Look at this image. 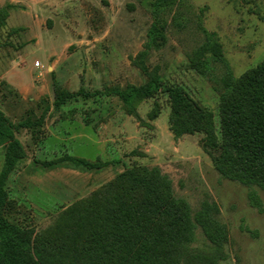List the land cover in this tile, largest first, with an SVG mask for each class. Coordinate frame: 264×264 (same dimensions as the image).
Returning <instances> with one entry per match:
<instances>
[{
	"label": "rangeland",
	"instance_id": "rangeland-1",
	"mask_svg": "<svg viewBox=\"0 0 264 264\" xmlns=\"http://www.w3.org/2000/svg\"><path fill=\"white\" fill-rule=\"evenodd\" d=\"M263 59L264 0H0V108L12 123L2 130L26 151L6 181L5 216L77 264L88 213L117 175L158 169L195 224L177 264H264V183L221 172L204 132L175 134L166 93L130 106L114 93L157 75L180 84L211 110L220 143L222 93ZM8 141L0 133V172ZM69 155L120 160L87 167Z\"/></svg>",
	"mask_w": 264,
	"mask_h": 264
},
{
	"label": "trees",
	"instance_id": "trees-1",
	"mask_svg": "<svg viewBox=\"0 0 264 264\" xmlns=\"http://www.w3.org/2000/svg\"><path fill=\"white\" fill-rule=\"evenodd\" d=\"M160 1L165 0H158ZM159 92L171 101L170 126L175 134L204 132L206 143L218 147L217 166L226 176L264 183V59L230 80L219 105L222 141L219 143L213 114L180 84H165L157 75L147 83L114 89L125 105ZM96 94L80 90L77 95ZM72 93H60L56 102ZM10 119L0 108V133L9 138L0 172V264H75L64 249L35 244L29 231L11 222L4 213L8 203L6 181L19 159L26 155L14 131L2 130ZM22 125H29L22 122ZM75 164L103 167L113 159L91 162L67 156ZM116 191L102 205L90 209L93 231L84 241L86 259L77 264H177L173 250L195 234L190 209L173 193L171 182L158 169L128 167L116 177Z\"/></svg>",
	"mask_w": 264,
	"mask_h": 264
},
{
	"label": "built area",
	"instance_id": "built-area-1",
	"mask_svg": "<svg viewBox=\"0 0 264 264\" xmlns=\"http://www.w3.org/2000/svg\"><path fill=\"white\" fill-rule=\"evenodd\" d=\"M38 63L37 64H39L40 63V61H37Z\"/></svg>",
	"mask_w": 264,
	"mask_h": 264
}]
</instances>
